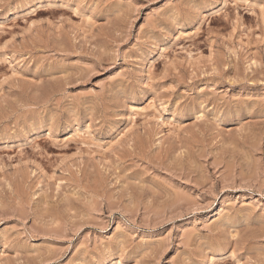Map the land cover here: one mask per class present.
I'll return each mask as SVG.
<instances>
[{"label": "rangeland", "instance_id": "rangeland-1", "mask_svg": "<svg viewBox=\"0 0 264 264\" xmlns=\"http://www.w3.org/2000/svg\"><path fill=\"white\" fill-rule=\"evenodd\" d=\"M101 263L264 264V0H0V264Z\"/></svg>", "mask_w": 264, "mask_h": 264}, {"label": "bare ground", "instance_id": "bare-ground-1", "mask_svg": "<svg viewBox=\"0 0 264 264\" xmlns=\"http://www.w3.org/2000/svg\"><path fill=\"white\" fill-rule=\"evenodd\" d=\"M221 4V3H220ZM45 232V231H44ZM55 233V232H54ZM57 233V232H56ZM57 235H58V233H57ZM60 235V234H59ZM101 264H107V263H101Z\"/></svg>", "mask_w": 264, "mask_h": 264}]
</instances>
